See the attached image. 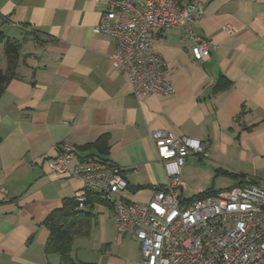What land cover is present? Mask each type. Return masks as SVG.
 <instances>
[{"label":"crops","instance_id":"obj_1","mask_svg":"<svg viewBox=\"0 0 264 264\" xmlns=\"http://www.w3.org/2000/svg\"><path fill=\"white\" fill-rule=\"evenodd\" d=\"M109 1L0 0L1 70L5 38L20 45L0 95V185L6 189L0 264H60L59 252L47 250L45 221L81 189L77 179L52 171L60 142L77 149L71 168L86 160L120 167L128 185L124 198L132 202L148 201L167 181L151 129L205 144L203 154L187 157L181 167L183 198L221 189L188 180L189 166L202 159L216 172L239 175L224 179L226 187L264 183V0H201L204 13L194 31L208 39L210 54L200 62L191 59L182 31L153 35L174 92L139 98L112 68L114 39L93 32ZM101 136L109 145L105 152L82 149ZM88 199V209L58 217L69 229L72 257L94 264L95 241L96 264H141L138 241L117 233L111 205Z\"/></svg>","mask_w":264,"mask_h":264},{"label":"built area","instance_id":"obj_2","mask_svg":"<svg viewBox=\"0 0 264 264\" xmlns=\"http://www.w3.org/2000/svg\"><path fill=\"white\" fill-rule=\"evenodd\" d=\"M203 13L201 0H110L93 32L114 39L112 68L125 75L134 97L170 95L174 87L152 36L182 31L191 59L200 62L210 54L208 39L194 31ZM149 137L167 181L146 202L124 198L128 185L118 166L86 160L71 168L77 149L68 142L56 144L52 171L81 183L74 195L77 209L87 208L90 192L111 205L117 233L138 241L141 264H264V183L183 198L181 167L187 157L203 154L205 144L162 129L149 130ZM5 192L0 185V198Z\"/></svg>","mask_w":264,"mask_h":264},{"label":"trees","instance_id":"obj_3","mask_svg":"<svg viewBox=\"0 0 264 264\" xmlns=\"http://www.w3.org/2000/svg\"><path fill=\"white\" fill-rule=\"evenodd\" d=\"M0 40H2V34L0 33ZM19 49L20 45L19 43L12 39V38H5L3 41V53L7 60V66L4 70L0 69V95L8 82V80L13 75L12 73V63L18 58L19 55ZM106 137L101 136L98 139L94 140L93 142L87 143L83 145L82 149H98L100 151H106L109 148V145L107 144ZM225 172V171H224ZM226 173V172H225ZM228 175L238 177L239 175L227 173ZM238 184H243L238 183ZM215 190L208 189L205 192L197 195L202 196L209 193H212ZM96 196L94 193H88L85 198V206L88 209L90 207V202L88 197L89 196ZM100 199V198H99ZM101 200V199H100ZM85 210V209H84ZM80 210L77 209V202L72 198V200H65L62 207L60 209H56L52 213L48 215L46 218V223L49 224L50 227V242L47 245V250L55 249L60 254V264H78V262L75 260V258L72 257L71 251H70V243H69V229L63 225H60L58 223V217L60 213L62 214H68L69 212H79ZM57 218V219H56Z\"/></svg>","mask_w":264,"mask_h":264},{"label":"rangeland","instance_id":"obj_4","mask_svg":"<svg viewBox=\"0 0 264 264\" xmlns=\"http://www.w3.org/2000/svg\"><path fill=\"white\" fill-rule=\"evenodd\" d=\"M192 156L196 158V156L194 155ZM205 163L206 162L204 159H202V161L191 163V165L189 166V171L191 172V175H190L191 178H189L188 180H193L200 187L207 186V185L211 186L213 183L214 186L216 187L219 186V188L221 189L228 188L225 186L226 181H224V179H226L229 175H225L223 174V172L221 173L219 171L216 172L213 170L212 167L203 165ZM189 184L190 182H188V185ZM194 194H197V193L196 192L192 193L191 191H188L187 194L185 195L190 197ZM111 225H112V222H111ZM112 233L115 235L116 232L114 231V229H112ZM94 234H96L97 236V232L94 231ZM134 245H133V252L136 253V251H138V248H137V245L135 246ZM99 254H100L99 245L98 244L96 245V242L94 241V264H96V260L98 259Z\"/></svg>","mask_w":264,"mask_h":264}]
</instances>
